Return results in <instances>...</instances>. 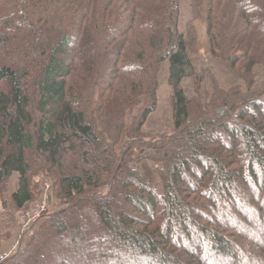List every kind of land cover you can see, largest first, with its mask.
Returning <instances> with one entry per match:
<instances>
[{
	"label": "trees",
	"instance_id": "1",
	"mask_svg": "<svg viewBox=\"0 0 264 264\" xmlns=\"http://www.w3.org/2000/svg\"><path fill=\"white\" fill-rule=\"evenodd\" d=\"M190 3L182 32L179 0H0V200L24 209L46 173L63 205L0 264H264V0ZM200 51L244 87L203 96ZM165 61L172 132L151 138Z\"/></svg>",
	"mask_w": 264,
	"mask_h": 264
},
{
	"label": "rangeland",
	"instance_id": "2",
	"mask_svg": "<svg viewBox=\"0 0 264 264\" xmlns=\"http://www.w3.org/2000/svg\"><path fill=\"white\" fill-rule=\"evenodd\" d=\"M191 16L192 14L190 0H179L178 28L180 31H185L187 23L191 20ZM197 25L199 34L202 36L203 27L199 23H197ZM192 63L194 66V70L202 76L200 93L206 98H208L211 94V78L216 81L219 87L224 89L238 84L242 86V88L244 87V82L238 79L233 71H231L222 61L212 57L210 54L200 51L193 56ZM254 71L256 73L257 83L264 80V67L256 66ZM167 78L168 63L165 61L161 64L158 73L159 87L157 90V106L155 110L148 115L142 127V132L147 135V137L157 138L162 134H168L172 132V115L170 103L171 88L168 86ZM181 86L183 87L186 95L192 96L194 94L193 80L191 78H184L181 82ZM133 166L136 167L141 173H143L149 180H151L155 189L159 191L161 190V181L156 173V165L152 161L143 159L133 164ZM44 176H46V173H39L34 176L32 180L33 193L35 198L37 199L39 198V194L42 193L41 183ZM48 177L49 178L47 179L50 183V189L47 192L48 203L46 204V209L43 215H40V217H38L36 220L27 221L26 219H24L23 212L28 209V207L36 203V201L19 211V226L16 232L14 230L13 232L15 233L13 235H9L7 233L3 241L0 243V261L16 254L17 251L21 250L24 247L27 239L39 227L40 223L44 221L46 215L60 209L63 206L60 199L56 196L55 187H53L52 185L53 179L50 176ZM9 185L13 186V178L12 180L10 179ZM86 231L87 230H84L83 232ZM92 235L93 232L90 231L89 236ZM70 236L71 233L69 232L65 233L63 237L62 235H60L61 240H55L54 242V245L56 247L55 249H58L62 253H65V250L68 249ZM104 252H106V250L100 248V253ZM66 253L68 254V252ZM54 256L47 257L43 261V264H57V259L55 258L56 256ZM65 260H67L69 264H71L67 256H65Z\"/></svg>",
	"mask_w": 264,
	"mask_h": 264
},
{
	"label": "crops",
	"instance_id": "3",
	"mask_svg": "<svg viewBox=\"0 0 264 264\" xmlns=\"http://www.w3.org/2000/svg\"><path fill=\"white\" fill-rule=\"evenodd\" d=\"M18 174L13 173L11 180L13 178V188H15V183L17 181ZM8 207L3 206L0 200V235L9 234L13 235L18 228V220L20 218L19 211L14 210L11 203L7 204ZM19 214V215H18ZM15 230V232H13Z\"/></svg>",
	"mask_w": 264,
	"mask_h": 264
},
{
	"label": "built area",
	"instance_id": "4",
	"mask_svg": "<svg viewBox=\"0 0 264 264\" xmlns=\"http://www.w3.org/2000/svg\"><path fill=\"white\" fill-rule=\"evenodd\" d=\"M49 180L46 177H43L42 179V193L39 194V198L37 199L36 203L28 207L23 212V217L27 221L36 220L38 217H40L41 213L45 211L46 204L48 203V197L47 192L50 189V183Z\"/></svg>",
	"mask_w": 264,
	"mask_h": 264
}]
</instances>
